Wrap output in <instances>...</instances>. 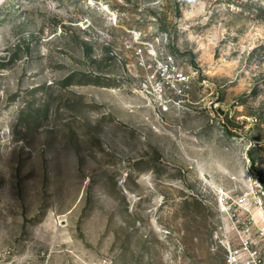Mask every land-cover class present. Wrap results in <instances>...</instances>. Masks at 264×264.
<instances>
[{"label":"rangeland","instance_id":"rangeland-1","mask_svg":"<svg viewBox=\"0 0 264 264\" xmlns=\"http://www.w3.org/2000/svg\"><path fill=\"white\" fill-rule=\"evenodd\" d=\"M262 224L264 0H0V264H244Z\"/></svg>","mask_w":264,"mask_h":264},{"label":"built area","instance_id":"built-area-1","mask_svg":"<svg viewBox=\"0 0 264 264\" xmlns=\"http://www.w3.org/2000/svg\"><path fill=\"white\" fill-rule=\"evenodd\" d=\"M154 60L159 64V66L162 65L160 59L154 55ZM166 64H173V57L172 55H167L166 57ZM189 76L185 73L179 72L177 75V79L180 81H187ZM259 233L262 237H264V224L260 225L258 227ZM250 240L248 238H245L243 241V250H245L246 259L244 260V264H264V259H257V256L254 251H250ZM241 253V250H234L230 252V262H234L237 259L238 254Z\"/></svg>","mask_w":264,"mask_h":264}]
</instances>
